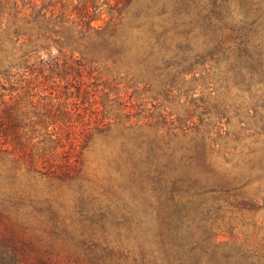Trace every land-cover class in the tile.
I'll return each mask as SVG.
<instances>
[{"label": "rangeland", "instance_id": "obj_1", "mask_svg": "<svg viewBox=\"0 0 264 264\" xmlns=\"http://www.w3.org/2000/svg\"><path fill=\"white\" fill-rule=\"evenodd\" d=\"M7 1L0 264H264V0H52L87 27ZM19 134L62 182L11 168Z\"/></svg>", "mask_w": 264, "mask_h": 264}, {"label": "trees", "instance_id": "obj_2", "mask_svg": "<svg viewBox=\"0 0 264 264\" xmlns=\"http://www.w3.org/2000/svg\"><path fill=\"white\" fill-rule=\"evenodd\" d=\"M8 0L6 4L10 15L14 17L19 12V6L28 5V8L31 10V14L35 18H41L45 21L46 25H53V23L61 22L62 19L74 18L77 25L81 27H87L91 21V15L88 13L87 7L83 4L81 7L68 10L63 5L56 6L57 2L52 0ZM38 1L40 3L39 7L34 2ZM10 2V5L8 4ZM118 5V3H116ZM37 8V9H36ZM46 18V19H45ZM122 21L121 16H117L113 19V23L107 26L104 30L107 32V37L110 39L118 40L119 44L124 43H137L141 47H146L150 52L153 48L162 47L168 30L162 28L159 32L149 28L148 30H142L141 28H136L135 32L131 31L122 32L120 29V22ZM50 24H49V23ZM45 30L47 28H44ZM17 28L13 30V33L17 34ZM48 31V30H46ZM57 134V133H56ZM52 135V134H51ZM50 135V136H51ZM24 134L16 135V138L13 140L12 144V154L13 158L10 159L12 163L11 168L15 171H19L23 174L29 175H38L45 178L48 181H59L62 182L65 176L63 171H59L55 168L56 164V155L47 153V147L45 144L51 143L52 140L47 138L44 143V138L42 141L31 144L29 140L23 138ZM49 137V136H48ZM58 139V138H57ZM27 183V182H26ZM29 182L26 184V189L32 188Z\"/></svg>", "mask_w": 264, "mask_h": 264}]
</instances>
